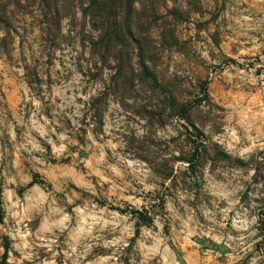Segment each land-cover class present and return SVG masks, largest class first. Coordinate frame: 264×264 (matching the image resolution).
Masks as SVG:
<instances>
[{
	"label": "rangeland",
	"instance_id": "1",
	"mask_svg": "<svg viewBox=\"0 0 264 264\" xmlns=\"http://www.w3.org/2000/svg\"><path fill=\"white\" fill-rule=\"evenodd\" d=\"M163 1L125 90L76 0H0V264H264V0Z\"/></svg>",
	"mask_w": 264,
	"mask_h": 264
},
{
	"label": "trees",
	"instance_id": "2",
	"mask_svg": "<svg viewBox=\"0 0 264 264\" xmlns=\"http://www.w3.org/2000/svg\"><path fill=\"white\" fill-rule=\"evenodd\" d=\"M162 1L76 0L77 34L82 47L89 52L87 70H110L111 62H116L117 71L110 77L114 78L112 82L116 87L125 90L142 84L141 76H155L154 61L164 52L175 50L179 41L173 16L165 15L164 11L169 8ZM101 80V93L107 94L110 85L105 79ZM96 100L97 97L92 96L89 101L93 110H96ZM180 111L184 118L185 108ZM129 212L143 221H151L146 210L130 208Z\"/></svg>",
	"mask_w": 264,
	"mask_h": 264
}]
</instances>
